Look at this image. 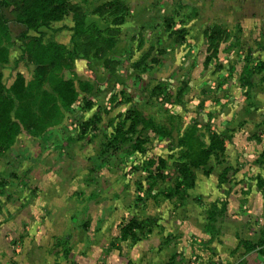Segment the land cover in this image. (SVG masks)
Returning <instances> with one entry per match:
<instances>
[{"label": "rangeland", "instance_id": "1", "mask_svg": "<svg viewBox=\"0 0 264 264\" xmlns=\"http://www.w3.org/2000/svg\"><path fill=\"white\" fill-rule=\"evenodd\" d=\"M65 3L40 30L70 107L22 28L0 65V264H264V0Z\"/></svg>", "mask_w": 264, "mask_h": 264}, {"label": "trees", "instance_id": "2", "mask_svg": "<svg viewBox=\"0 0 264 264\" xmlns=\"http://www.w3.org/2000/svg\"><path fill=\"white\" fill-rule=\"evenodd\" d=\"M44 1L46 7L41 10L35 7L33 0H0V65L5 64L9 58L10 48L8 45L13 40L11 29L13 27L22 28L23 30L17 37L24 46L21 60L34 61L37 65V74L35 75V78L38 85L42 86L47 78L53 85L54 89L59 92L61 96L60 100L63 105L68 108L74 101L75 95L73 92H70L71 87H68L64 78L57 79L51 70L56 64L63 66L65 71L70 69V66H66L65 64L67 49L58 45H44L46 33L40 30L42 27L49 28L52 21L60 19L65 14L66 0ZM19 2H22V8H19L17 16L13 19L8 18L6 9L11 8ZM87 27L85 28L84 18H81L75 22L73 27L64 26L58 30L68 29L73 32L71 43L75 50L80 46L76 38H85V40H87L85 36L83 37V34L89 33L90 35L87 41L92 42L90 45L95 48L98 46V37H96V33L98 34L100 32V34H98L99 36H101L102 33L99 30H95V28H97L96 26ZM31 30L37 32L38 35H30ZM3 90V86L0 84V140L5 139V135L7 138L10 137L6 133V128L4 127V124H8L7 116L9 115L3 111L6 101H8ZM48 109L49 108L45 105L41 106L42 117L41 120L39 119L40 123H43L44 117L48 116ZM218 148L223 149V146L212 145L208 150L201 151L199 154L195 153L191 157L200 156V159L204 160L205 156L210 155ZM122 239H127V233L122 236Z\"/></svg>", "mask_w": 264, "mask_h": 264}]
</instances>
